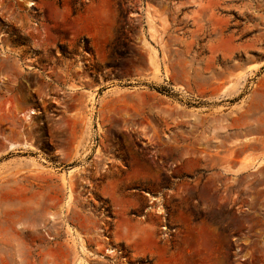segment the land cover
I'll return each instance as SVG.
<instances>
[{"label": "rangeland", "instance_id": "obj_1", "mask_svg": "<svg viewBox=\"0 0 264 264\" xmlns=\"http://www.w3.org/2000/svg\"><path fill=\"white\" fill-rule=\"evenodd\" d=\"M7 240L12 264H264V0H0Z\"/></svg>", "mask_w": 264, "mask_h": 264}, {"label": "bare ground", "instance_id": "obj_2", "mask_svg": "<svg viewBox=\"0 0 264 264\" xmlns=\"http://www.w3.org/2000/svg\"><path fill=\"white\" fill-rule=\"evenodd\" d=\"M27 5L30 6V3H28ZM7 241H0V244L2 246L0 249L2 250V255L0 256V260L4 261L6 264H12L15 261L13 260L14 254L13 252H11V249H13L14 244H12V242L9 241L7 242ZM17 245L19 246V243H17L16 246Z\"/></svg>", "mask_w": 264, "mask_h": 264}]
</instances>
